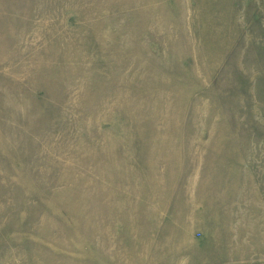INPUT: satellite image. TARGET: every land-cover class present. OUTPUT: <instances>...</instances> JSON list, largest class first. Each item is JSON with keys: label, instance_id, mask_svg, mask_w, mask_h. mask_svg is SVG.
Wrapping results in <instances>:
<instances>
[{"label": "rangeland", "instance_id": "obj_1", "mask_svg": "<svg viewBox=\"0 0 264 264\" xmlns=\"http://www.w3.org/2000/svg\"><path fill=\"white\" fill-rule=\"evenodd\" d=\"M0 264H264V0H0Z\"/></svg>", "mask_w": 264, "mask_h": 264}]
</instances>
